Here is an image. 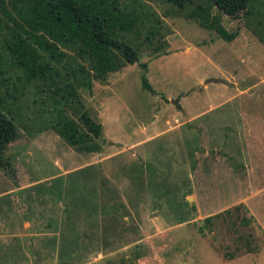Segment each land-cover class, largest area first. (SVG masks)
<instances>
[{
	"label": "rangeland",
	"instance_id": "1",
	"mask_svg": "<svg viewBox=\"0 0 264 264\" xmlns=\"http://www.w3.org/2000/svg\"><path fill=\"white\" fill-rule=\"evenodd\" d=\"M119 5L149 18L124 34L137 62L78 90L101 124L99 152L61 138L46 93L18 95L23 81L1 65L0 96L18 102L7 104L17 135L2 153L0 205L11 211L0 264H264V0L235 17L166 0ZM212 17L235 36L201 24ZM57 54L51 63L71 52Z\"/></svg>",
	"mask_w": 264,
	"mask_h": 264
},
{
	"label": "trees",
	"instance_id": "2",
	"mask_svg": "<svg viewBox=\"0 0 264 264\" xmlns=\"http://www.w3.org/2000/svg\"><path fill=\"white\" fill-rule=\"evenodd\" d=\"M166 1L178 7L194 3L191 16H200L211 7L230 17L242 12L254 14L251 5L254 0ZM148 18L134 9L123 11L119 0H0V74L7 71L1 66L7 58V64L16 71H11L15 80L23 81L22 86L13 87L18 95L24 94L22 88L26 86L34 87L35 96L40 91L45 92L52 129L79 151L99 152L101 124L85 108L80 109L78 90H90L93 78L101 79L126 63L137 62V48L124 34H139V28L144 27V20ZM201 24L212 25L225 41L236 34L227 32L217 17L212 24L203 21ZM154 33L155 29L147 28L144 39L149 41L148 37ZM260 40L264 43L262 38ZM58 47L68 49L71 54L62 62L51 63L50 58L63 57L58 56ZM138 64L146 68L145 62ZM140 84L143 89L153 91L144 74ZM4 99L0 96L1 170L8 166V161L2 157L3 150L17 135L16 112L7 104L9 101L17 103L18 99L11 96L7 104ZM223 213L228 214L229 208ZM218 215L220 213L215 216ZM206 221H210V217ZM239 223L245 225L247 219L241 217Z\"/></svg>",
	"mask_w": 264,
	"mask_h": 264
},
{
	"label": "crops",
	"instance_id": "3",
	"mask_svg": "<svg viewBox=\"0 0 264 264\" xmlns=\"http://www.w3.org/2000/svg\"><path fill=\"white\" fill-rule=\"evenodd\" d=\"M10 211H11V204L0 205V226L1 227L3 226V232H4L2 235H0V242H3L5 245H8L7 243H9V241L7 240V235L5 236V233L7 232L6 223H7V218H9L8 212Z\"/></svg>",
	"mask_w": 264,
	"mask_h": 264
},
{
	"label": "water",
	"instance_id": "4",
	"mask_svg": "<svg viewBox=\"0 0 264 264\" xmlns=\"http://www.w3.org/2000/svg\"><path fill=\"white\" fill-rule=\"evenodd\" d=\"M212 80V79H211Z\"/></svg>",
	"mask_w": 264,
	"mask_h": 264
}]
</instances>
